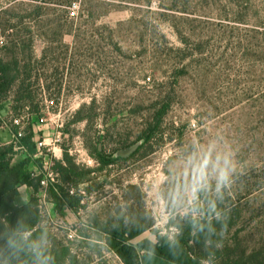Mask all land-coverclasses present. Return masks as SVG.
I'll use <instances>...</instances> for the list:
<instances>
[{
  "label": "rangeland",
  "instance_id": "1",
  "mask_svg": "<svg viewBox=\"0 0 264 264\" xmlns=\"http://www.w3.org/2000/svg\"><path fill=\"white\" fill-rule=\"evenodd\" d=\"M0 38L33 98L31 108L15 103L16 88L1 93V118L14 126L22 106L37 108L42 155L93 171L69 186L60 176L84 209L56 212L48 197L43 254L68 239L77 264H123L96 253L94 226L143 228L133 245L155 242L152 231L171 240L212 207L225 224L218 250L264 264V0H0ZM133 144L143 147L118 156ZM96 148L122 160L100 169ZM30 195L22 188L13 207Z\"/></svg>",
  "mask_w": 264,
  "mask_h": 264
},
{
  "label": "trees",
  "instance_id": "2",
  "mask_svg": "<svg viewBox=\"0 0 264 264\" xmlns=\"http://www.w3.org/2000/svg\"><path fill=\"white\" fill-rule=\"evenodd\" d=\"M21 73L16 61L3 62L0 58V94L16 88L15 103L23 105L26 103L31 107L33 98L29 87L25 88L26 85H24L29 78L25 76L23 79L20 76ZM27 105L22 106V111L28 108L29 113H32V107L29 108ZM34 109L36 112L32 113L33 120L31 119V123L24 129L23 135L16 140L17 145L23 148V152L14 150L13 144L0 143V264H77V256L73 255L72 242L68 239H64L66 244L60 246V254L57 250L43 254L46 252L36 246L37 239L43 234V231L39 228L41 219L36 199L39 178H32L31 171L41 166L42 157L35 158L39 149L35 141L34 125L39 123L40 117L38 116L39 110ZM164 112L165 109L157 115L159 120ZM158 121L156 122L157 127ZM5 124V120L0 115V128ZM6 125L8 126V124ZM8 128L11 135L16 134L15 126L10 125ZM150 138L149 132L146 137L140 138V141L146 144ZM142 145L134 153L139 152ZM19 154L23 158L16 160L15 157ZM94 158L98 161L100 169L122 160L113 156L103 157L98 148L95 149ZM64 159L66 165L58 163L55 169L58 173V181L60 182L61 176L66 186H69L70 182L83 183L84 179L93 172L90 170L80 172L67 155L64 156ZM59 182L49 189V196L52 204L56 206V212H60L64 207L74 213L84 209L81 202L82 196L71 194L70 189L62 188ZM21 188L31 189V195L25 205L13 207L20 196ZM220 226L225 227V224L214 218L212 207H209L206 210V216L200 221L192 224L186 218L185 226L176 224L179 234L171 240L152 231L155 242L144 239L137 245H133L130 241L142 234L143 228L128 233L121 226L108 229L106 226L96 225L92 230L99 235L104 234V238L98 240V243L103 246H94L98 247L96 253L101 254V249L108 250L115 254L123 264H205L206 262L210 264H239L238 260H231L216 247L215 234ZM82 239V242L79 243L88 240L87 238ZM64 261L66 262L64 263Z\"/></svg>",
  "mask_w": 264,
  "mask_h": 264
},
{
  "label": "built area",
  "instance_id": "3",
  "mask_svg": "<svg viewBox=\"0 0 264 264\" xmlns=\"http://www.w3.org/2000/svg\"><path fill=\"white\" fill-rule=\"evenodd\" d=\"M3 45V40L0 38V46ZM48 102L50 105L53 104V101H45ZM26 110V113L24 114V111ZM23 111V114L20 116H17L14 118L13 123L16 127V134L12 135L11 143L14 145V150L23 152V148L19 147L16 143L17 138L21 137L23 135L24 131V124L31 119V115L27 113L29 112L28 108H25ZM42 151V149H39V152ZM35 157H42L41 166L39 168H34L31 171V177L32 178H39V190L36 195L37 199V210L38 214L41 219V223H43L42 218H45L48 216L47 211V204H48V197H49V189L53 187L58 182V173L55 169L54 162L51 158H48L46 155H42V152L35 155ZM72 193V191L70 192ZM74 234L70 233L68 234V238L72 239Z\"/></svg>",
  "mask_w": 264,
  "mask_h": 264
},
{
  "label": "water",
  "instance_id": "4",
  "mask_svg": "<svg viewBox=\"0 0 264 264\" xmlns=\"http://www.w3.org/2000/svg\"><path fill=\"white\" fill-rule=\"evenodd\" d=\"M137 148H138V145H134L131 148L118 153V156H120V157L128 156V155L132 154Z\"/></svg>",
  "mask_w": 264,
  "mask_h": 264
},
{
  "label": "flooded vegetation",
  "instance_id": "5",
  "mask_svg": "<svg viewBox=\"0 0 264 264\" xmlns=\"http://www.w3.org/2000/svg\"><path fill=\"white\" fill-rule=\"evenodd\" d=\"M134 145H135V144H133L132 146H134ZM132 146H129L127 149L131 148ZM127 149H126V150H127ZM98 150L100 151L101 149H100V148H98ZM134 152H135V151H134ZM134 152H133V153H134ZM130 155H131V154H130ZM130 155H128V156H125V157H121V158H126V157H129Z\"/></svg>",
  "mask_w": 264,
  "mask_h": 264
},
{
  "label": "crops",
  "instance_id": "6",
  "mask_svg": "<svg viewBox=\"0 0 264 264\" xmlns=\"http://www.w3.org/2000/svg\"><path fill=\"white\" fill-rule=\"evenodd\" d=\"M21 189H22V188H21ZM21 189H20V190H21ZM24 201H25V202H23L22 205H25V204L27 203L28 199H27V200L25 199Z\"/></svg>",
  "mask_w": 264,
  "mask_h": 264
}]
</instances>
